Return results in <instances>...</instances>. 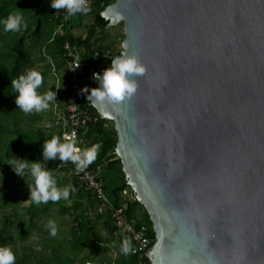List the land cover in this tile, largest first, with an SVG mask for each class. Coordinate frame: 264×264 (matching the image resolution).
<instances>
[{
  "label": "water",
  "instance_id": "obj_1",
  "mask_svg": "<svg viewBox=\"0 0 264 264\" xmlns=\"http://www.w3.org/2000/svg\"><path fill=\"white\" fill-rule=\"evenodd\" d=\"M101 17L146 66L131 97L90 104L113 122L150 261L264 264V0H115Z\"/></svg>",
  "mask_w": 264,
  "mask_h": 264
},
{
  "label": "rangeland",
  "instance_id": "obj_2",
  "mask_svg": "<svg viewBox=\"0 0 264 264\" xmlns=\"http://www.w3.org/2000/svg\"><path fill=\"white\" fill-rule=\"evenodd\" d=\"M19 1L25 5L29 4L35 11L42 9L48 13L51 9V0ZM39 16H41L39 12H35L31 17L28 13H23L27 27L32 23V17L37 18ZM42 20L43 23L36 37L33 36V27L31 29L22 28L23 30L27 29L25 44L27 51H29L30 62H32V65L26 67L22 74L32 69L40 71L44 76V81L38 88V92L44 93L48 90H53L56 91L57 96L48 109L41 112H32L31 116L34 119L32 124L23 123L21 127L26 130L32 128L35 131L49 135L57 131L52 129V122L64 102L62 89L64 69L60 65L58 58L55 60L52 55L47 53V41L54 34L61 33L62 28L52 25L44 17ZM92 24V14L82 17L71 16L65 28L75 38L83 39L87 37L88 29ZM49 31H51V35ZM12 33L5 31L4 26L0 27V49L12 40ZM94 38L99 39L100 44L110 46V50L113 53H121L124 41L123 23L108 27L103 32H95ZM17 95L18 93L15 90L10 92L5 98V106L0 112L20 110L15 103ZM105 130L113 131V122H107ZM51 162L50 171L56 179L57 185L59 187L71 186L73 188V179L58 170L61 160L57 157L52 159ZM120 168L121 165L105 169L104 177L106 175L108 180L117 186L123 181L127 185L125 176ZM11 172L17 176L11 165L0 167V239L7 242L16 257L23 255L26 264H33L40 257L54 255L63 259H71L74 264H86L87 262L97 264L106 262L110 264L108 261H114L117 258L121 248L113 247V243L116 240L111 237L108 222L106 223V220L95 216L92 203L79 188H75L72 191L68 201H49L47 204L36 205L30 199L29 185L27 183L19 185ZM18 179H21V176ZM104 185L108 187L106 182ZM31 203L35 204L36 208L41 210V212L33 214L30 221L29 215L31 212H29V215L27 213ZM60 206L66 209L65 213H60ZM84 212L88 214L87 216L92 222L93 229L90 233L87 230H75L77 219ZM137 215L142 216V210H139ZM49 220L55 221L57 225L58 232L56 236L50 235L46 227Z\"/></svg>",
  "mask_w": 264,
  "mask_h": 264
},
{
  "label": "trees",
  "instance_id": "obj_3",
  "mask_svg": "<svg viewBox=\"0 0 264 264\" xmlns=\"http://www.w3.org/2000/svg\"><path fill=\"white\" fill-rule=\"evenodd\" d=\"M114 1L115 0H99L98 4H96L93 9V24L88 29L87 37L83 39L75 38L74 36H72L71 32L67 28H65L66 24L61 26L58 22L54 21L51 17V9L48 13L42 9L35 11V9L31 8L29 4L25 5L19 0H0V20L4 19L10 12L14 11L28 13L30 17L33 16L35 12H39L41 16L37 18L32 17V23L29 27H27L28 29H31L33 27L34 37L37 36L40 30L41 24L43 23V17L52 25H55L56 27H61V33L54 34L53 37H51L47 41V53L49 55H52L55 60H57L58 58L60 60V65L64 69L62 59V46L65 41H69L73 44L78 45L79 47H82L85 51L84 57L88 59L91 57V54L96 50H110L111 47L100 44L99 39L94 38V34L95 32H103L108 28V22L101 17V13L108 6L113 4ZM101 3H103V6H100ZM1 26H3L2 23H0V27ZM26 32L27 29H22L19 32H13L11 34L12 40H10L7 44H5L2 49H0V110L5 106L6 96L14 90L11 86L12 79L18 78L19 75L24 72L26 67L32 65V62H30L29 51H27V47L25 44L27 40ZM49 33L51 35V31H49ZM118 55H120V52H116L115 54H113V56L107 61V67L110 66L111 59ZM63 95L65 102L64 89ZM64 102L62 108L64 106ZM88 108L92 114L98 116L97 112L91 106L90 102ZM31 114L32 113L25 114L22 110L0 112V167L3 165L8 167L10 164H8L7 161L15 156L20 159H28L32 161L41 160L42 164L50 171L52 159L48 161H43L44 158L42 155V146L45 140L51 139L53 136L58 135L61 137L64 131L57 130L55 133L45 135L40 131L33 130L32 128H29L27 130L25 128H22L21 126H23V123H27L28 125H30L34 122L33 116H31ZM106 123L107 122L101 121L99 117L98 121L94 125L89 126L85 134V144L82 147V149H84L87 147H91L94 144H98L100 146L96 159L89 165V167L95 165H104V171L105 169H110L114 166L121 165L120 160L116 159L117 156L114 153L117 143L116 133L114 130L111 132L105 130ZM64 163L65 162L61 161L59 166ZM59 166V172H63L64 174H66L65 170L59 168ZM120 170L122 169L120 168ZM11 173L13 174V172ZM13 177L16 178V181L19 185H24L26 183L30 185L32 183L31 177L27 172H25L24 178L21 177V179H18V174L17 176L13 174ZM103 180L108 184L109 189L108 187L105 188L109 194L110 200L113 201L115 206L119 207L123 203L121 192L127 187L126 183L123 181L119 186H117L113 182L109 181L106 175L105 177L103 175ZM73 183L74 189L79 188L74 180ZM80 191L85 194L81 189ZM85 196L92 203L94 210L95 203L89 198L88 195L85 194ZM139 210H142V216L137 215V212H139ZM59 211L61 214H63L66 212V209L63 206H60ZM29 212H31L32 215H29ZM40 212L41 210L37 209L35 204L31 203L27 213L29 215V220L31 221L33 214ZM127 212L130 217L136 218L138 224H143L147 226L150 237L154 243V232L152 230L151 222L140 203L136 201L132 204H129ZM87 215L88 214L84 212L79 216L75 226L76 231L87 230V232L89 233L92 232V222L90 221ZM98 218L106 220V223L108 222L106 218ZM114 240L116 241H114L113 247L121 248L120 240ZM0 246H8V244L5 240L0 239ZM72 261L73 260L71 259H63L54 255L40 257L39 260L35 261L33 264H74ZM108 262L110 264H136L135 258L131 254L125 255L122 250L114 261ZM104 263L106 262L100 264ZM15 264H26L25 257L23 255L16 257ZM86 264L97 263L87 262Z\"/></svg>",
  "mask_w": 264,
  "mask_h": 264
},
{
  "label": "clouds",
  "instance_id": "obj_4",
  "mask_svg": "<svg viewBox=\"0 0 264 264\" xmlns=\"http://www.w3.org/2000/svg\"><path fill=\"white\" fill-rule=\"evenodd\" d=\"M51 7L59 10L65 9L68 16L91 11L87 0H51ZM4 30L8 32H19L26 28L23 13L20 11L10 12L7 17L0 20ZM146 73V66L140 61L136 54L124 53L111 59L110 66L102 73H95L93 76L99 82V87L92 88L87 99L99 102L108 101L119 103L127 97H131L138 89L137 76ZM44 81V76L35 69L28 70L11 81V86L18 93L15 103L25 114L41 112L50 107L51 102L56 100L57 93L48 90L39 93L38 88ZM83 91L88 92L85 88ZM99 145L81 149L78 147L75 132L65 134V139L56 135L44 141L42 155L44 160L56 159L71 161L76 165L77 171H82L90 165L97 156ZM19 176L24 178L27 172L32 180L28 186L30 199L36 205L47 204L49 201H68L74 188L71 186L59 187L56 179L41 162V160H28L12 157L7 161ZM50 235L56 236L58 232L55 221L49 220L47 225ZM122 252L127 255L133 251L131 241L124 239L121 245ZM16 256L9 246H0V264H15Z\"/></svg>",
  "mask_w": 264,
  "mask_h": 264
},
{
  "label": "built area",
  "instance_id": "obj_5",
  "mask_svg": "<svg viewBox=\"0 0 264 264\" xmlns=\"http://www.w3.org/2000/svg\"><path fill=\"white\" fill-rule=\"evenodd\" d=\"M98 2L99 0H87L91 11L74 16L82 17L93 14V9ZM100 6H103V3ZM51 17L63 26L68 23L71 16L67 15L65 9L56 10L51 7ZM84 52V49L76 44L69 41L63 43L62 86L65 90V102L52 122V128L64 131L61 136L62 142L65 139V134L70 135L75 132L78 147L81 149L85 144L88 127L94 125L99 119V115L92 114L88 108L90 100L87 97L91 89L96 87L93 75L103 72L108 65L107 61L115 54L110 50H96L88 59L84 57ZM85 88L88 89V92L83 91ZM103 166L89 167L88 165L82 171H77L76 165L68 161L61 164L59 168L65 170L66 174L95 203L94 214L96 217L107 219L111 237L119 239L121 245L124 239L131 241L133 251L130 254L135 258L136 264H152L147 251L153 243L149 230L147 226L138 224L136 218L130 217L127 212L128 205L136 202V198L127 185L121 192L123 203L119 207L115 206L104 185Z\"/></svg>",
  "mask_w": 264,
  "mask_h": 264
}]
</instances>
